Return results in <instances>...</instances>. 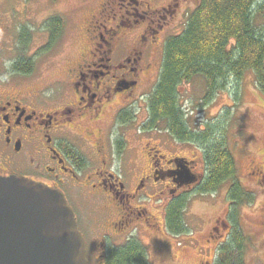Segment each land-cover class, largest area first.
Masks as SVG:
<instances>
[{"label":"flooded vegetation","instance_id":"1","mask_svg":"<svg viewBox=\"0 0 264 264\" xmlns=\"http://www.w3.org/2000/svg\"><path fill=\"white\" fill-rule=\"evenodd\" d=\"M115 1L106 2L109 14L115 9ZM31 6L28 4L25 11L26 19L14 24V43L21 51L7 73L0 68V177H22L59 189L75 211L79 229L86 238L91 264H106L107 250L125 248L128 241L140 235V228L155 230L165 226V211L171 202L193 188L198 190L205 176L204 164L202 162V170L198 172L199 162L195 159L168 158L158 154L159 149L152 146L151 155L147 153L150 168L135 175L132 191L128 185L132 170L128 171L126 180H122L113 169L119 162H125L127 167L132 164L125 156L130 149L128 132L116 128L127 127L134 119L129 111L134 103L132 98L154 69L150 59L157 53V36L152 41L150 34L159 32L153 30L154 18L148 16L151 23L137 33L133 44L126 47L121 45L120 39L110 37L121 31L124 25L118 23L109 28L105 23L109 14H103L104 9L100 17L89 21L86 30L88 47L77 60L68 63L65 79L37 87L26 85L24 81L33 77L36 58H45L52 49L53 17L47 15L41 27L44 29L40 32L43 46L31 53L30 46L38 33L34 25L38 14ZM110 6L111 10H108ZM147 7L145 13L152 11L149 5ZM170 8L172 11L171 6L164 7L161 17L166 13L174 17ZM156 15L159 17L158 13ZM101 19L105 22L101 23ZM135 26L136 23H131L129 31L134 32ZM102 27L108 35L98 34ZM20 64H29L31 70L17 68ZM143 125L144 122L138 133L155 131L145 129ZM258 170L260 184H264V170ZM187 175L195 182L187 184ZM87 200L91 201L93 208H102H97L96 217L100 219L97 221L98 231L93 232L92 239L89 230L95 223L90 219L93 211L89 210V218H83L81 214V205ZM133 202H150L158 211L164 210V221L161 222L148 207ZM104 209L108 211L106 216H102L101 210ZM81 221L88 222L85 223L87 233L82 229ZM219 230L218 226L212 227V238ZM121 262L114 261L115 264ZM202 264L212 263L206 261Z\"/></svg>","mask_w":264,"mask_h":264},{"label":"rangeland","instance_id":"2","mask_svg":"<svg viewBox=\"0 0 264 264\" xmlns=\"http://www.w3.org/2000/svg\"><path fill=\"white\" fill-rule=\"evenodd\" d=\"M107 1L0 0V68H4L5 73H7L21 51L14 43V24L26 19L25 11L30 4L38 14L37 24H34L38 33L37 38L33 41L34 44L30 46L31 53L39 51L44 44L40 32L44 31L41 27L44 26L47 15L62 19L63 30L52 44L49 54L45 58L43 56L36 58L34 75L28 80L29 82L24 81V84L40 87L65 79L64 71L68 63L77 60L83 49L88 47L86 30L89 27V21L92 18L100 17V12L102 13L104 9L103 14L108 13V11L106 12ZM199 2L200 0H116L113 4L115 9L110 14L108 13V21L105 22L101 19V23L105 22L109 28L118 23L124 25L121 31H117L115 35L110 34V37L120 39L121 45L126 47L133 44L137 33H141L151 23L148 16L155 19L152 23L153 30L159 31L157 33L152 31L154 33L150 34L152 41L155 35L157 36L155 43L157 53L150 59L154 64V69L148 78L139 85L136 96L132 98L134 103L129 111L133 113V116L135 115L134 119L127 127L116 128L118 131L127 130L128 132L127 140L130 149L125 156L132 164L127 167L124 166L125 162L122 164L119 162L113 169L116 174L122 177V180H126L128 171L132 170L133 176L128 178L130 191L135 185V175L150 168L151 162L147 153L149 152L151 155L150 148L152 146L159 149L158 154L168 158L182 156L187 160L195 159L199 162L197 171L201 172L202 170L200 150L192 143L175 141L166 130L164 123L160 124L155 131L138 133L141 130L139 127L142 122L148 118L147 100L157 83L165 40L169 36L178 35L184 30L189 13ZM120 4L124 5L120 6ZM147 5L151 7L152 11L145 13L149 9ZM166 6L172 7L174 17L169 16L171 13L163 14L161 17V12H164L163 9ZM108 10H111V6ZM157 13L159 17H157ZM120 19L121 21L118 22ZM131 23H136L134 32L133 30L130 32L128 29ZM257 23H264L263 14L258 17ZM161 25L162 27H160ZM101 32L105 35L109 34L103 27L98 29V34ZM128 32L130 34L126 35ZM7 76L10 74L8 73ZM238 89L240 90L239 96L236 94L234 96L229 92H221L206 105L203 100L206 91L205 81L202 78H197L191 83L182 85L180 102L187 114L188 123L193 129L203 128L207 122L214 121L215 118L216 120L220 119L226 109L230 110L228 146L236 159L238 178L244 188L252 192L254 201L232 205L228 198L231 182L223 184L216 193L202 194L193 188L191 192L187 193L189 194L188 203L184 211L185 223L189 229L188 233L176 236L167 230L166 225L155 230L149 227L147 229L145 227L140 228V235L136 239L145 245L147 264H202L206 261L215 264L217 247L220 241L227 239L231 230L230 220L234 222L237 220L239 229L246 237L244 251L246 264H264V184H260L259 174L256 173L259 168L264 170V97L256 88L255 76L252 72L245 75ZM149 142L151 144L147 145ZM90 202L87 200L82 203L81 214L85 218L90 215L89 210L93 211L90 219L94 220L96 224L91 225L93 229L89 230L92 239L93 232L98 231L96 229L97 221L100 219L96 217V214H98V209L102 208H93ZM133 204L148 207L161 222L164 221V210L163 212L162 209L158 211L157 208L153 207L154 204L150 202H133ZM101 212L102 216H106L108 213L105 209ZM85 223L88 224L86 221H81V226L87 233V226H85L87 224ZM214 226H218L220 230L215 232L216 237L212 238L214 232H212V227ZM99 232L103 233V230ZM203 252L205 253L203 254ZM233 257L235 258L236 255L234 254Z\"/></svg>","mask_w":264,"mask_h":264},{"label":"trees","instance_id":"3","mask_svg":"<svg viewBox=\"0 0 264 264\" xmlns=\"http://www.w3.org/2000/svg\"><path fill=\"white\" fill-rule=\"evenodd\" d=\"M261 14L264 16V0H200L189 13L184 30L165 40L159 76L148 96V118L143 125L151 130L164 123L175 141L194 144L201 152L205 171L197 192L216 193L231 182L228 198L232 205L251 203L254 196L239 180L236 159L228 146L230 110L203 128L193 129L180 102V89L202 78L206 85L203 100L208 105L221 92L239 96L238 87L252 72L256 88L264 97V23H257ZM52 29L54 43L63 30L62 19L53 18ZM18 67L31 70L29 64ZM188 196L183 194L165 211L166 228L176 236L189 232L184 219ZM230 224L227 239L217 247L215 264H246V237L237 220H230ZM106 257V264H147L146 248L136 238L118 251L108 249Z\"/></svg>","mask_w":264,"mask_h":264},{"label":"water","instance_id":"4","mask_svg":"<svg viewBox=\"0 0 264 264\" xmlns=\"http://www.w3.org/2000/svg\"><path fill=\"white\" fill-rule=\"evenodd\" d=\"M185 182L195 179L187 175ZM0 264H91L75 211L59 189L0 177Z\"/></svg>","mask_w":264,"mask_h":264}]
</instances>
